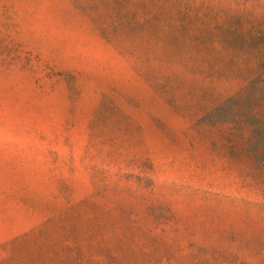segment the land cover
<instances>
[{
	"label": "rangeland",
	"instance_id": "374dc122",
	"mask_svg": "<svg viewBox=\"0 0 264 264\" xmlns=\"http://www.w3.org/2000/svg\"><path fill=\"white\" fill-rule=\"evenodd\" d=\"M264 0H0V264H264Z\"/></svg>",
	"mask_w": 264,
	"mask_h": 264
},
{
	"label": "trees",
	"instance_id": "16d2710c",
	"mask_svg": "<svg viewBox=\"0 0 264 264\" xmlns=\"http://www.w3.org/2000/svg\"><path fill=\"white\" fill-rule=\"evenodd\" d=\"M249 129L250 135L248 138L250 142L255 143V155L261 158L264 155V119Z\"/></svg>",
	"mask_w": 264,
	"mask_h": 264
}]
</instances>
